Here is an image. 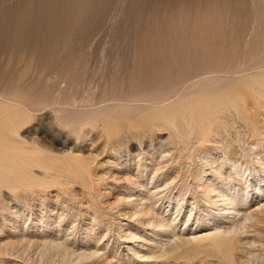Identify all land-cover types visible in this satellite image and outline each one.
<instances>
[{
    "label": "rangeland",
    "instance_id": "rangeland-1",
    "mask_svg": "<svg viewBox=\"0 0 264 264\" xmlns=\"http://www.w3.org/2000/svg\"><path fill=\"white\" fill-rule=\"evenodd\" d=\"M0 264H264V0H0Z\"/></svg>",
    "mask_w": 264,
    "mask_h": 264
},
{
    "label": "bare ground",
    "instance_id": "bare-ground-1",
    "mask_svg": "<svg viewBox=\"0 0 264 264\" xmlns=\"http://www.w3.org/2000/svg\"><path fill=\"white\" fill-rule=\"evenodd\" d=\"M236 31H237V30H236ZM49 34H50V33H49ZM55 35H56V34H55ZM45 37H46V36H45ZM42 39H43V38H42ZM44 39H45V38H44ZM21 40H22V39H21ZM32 42H33V41H32ZM48 42H49V40H48ZM44 45H45V44H44ZM26 46H27V45H26ZM43 47H44V46H43ZM28 48H29V47H28ZM52 48H53V47H52ZM30 50H31V49H30ZM52 50H53V49H52ZM51 52H52V51H51ZM49 53H50V52H49ZM52 53H53V52H52ZM253 64H254V63H253ZM257 64H258V63H257ZM261 65H262V64H261ZM250 66H251V65H250ZM259 66H260V65H259ZM259 66H258V67H259ZM246 67H247V66H246ZM262 67H263V66H262ZM241 68H242V67H241ZM255 68H257V67H255ZM244 69H245V68H244ZM261 69H262V68H261ZM261 69L258 68L257 70H261ZM249 70H250V69H249ZM249 70H248V71H249ZM253 70H255V69H253ZM257 70H255V72H254L255 75H256V71H257ZM251 72H252V71H251ZM233 73H234V72H233ZM233 73H232V74H233ZM238 73H239V72H238ZM241 73H242V76H243V73H245V72H241ZM246 73H247V71H246ZM246 73H245V74H246ZM248 73H249V72H248ZM217 74H218V72H217ZM228 74H229V73H228ZM236 74H237V73H236ZM249 74H250V73H249ZM211 75H212V74H211ZM220 75L223 76V74H221V73L219 74V76H220ZM224 75H225V74H224ZM234 75H235V74H234ZM237 75H238V74H237ZM237 75H236V76H237ZM250 75H251V74H250ZM216 76H217V75H216ZM227 76H228V75H227ZM227 76H226L227 79H228L229 77H232V76H228V77H227ZM206 77H207V76H206ZM206 77H204V78L206 79ZM208 77H209V76H208ZM238 77H239V76H238ZM211 78H215L214 75H213V77H211ZM222 78H223V77H222ZM222 78H220V79H222ZM233 78H234V77H233ZM236 78H237V77H236ZM239 78L241 79V77H239ZM207 79H208V78H207ZM218 79H219V78H217V79L215 78V80H218ZM240 79H239V80H240ZM208 80H209V79H208ZM237 80H238V79H237ZM219 81H221V80H219ZM214 82H215V81H214ZM161 104H162V103H161ZM225 202H226V201H225ZM226 203H227V202H226ZM226 203H225V204H226ZM228 206H229V204H228ZM231 207H232V206H231ZM231 209H232V208H231ZM226 210H227V209H226ZM228 211H229V212H233V211H230V209H229ZM228 211H227V212H228ZM229 212H228V213H229ZM234 213H235V211H234L232 214H234ZM232 217H233V216H232Z\"/></svg>",
    "mask_w": 264,
    "mask_h": 264
}]
</instances>
